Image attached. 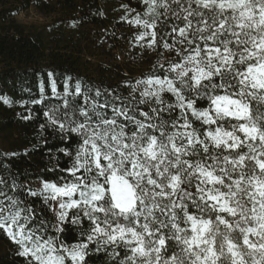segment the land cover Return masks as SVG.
Masks as SVG:
<instances>
[{
	"label": "snow or ice",
	"instance_id": "obj_1",
	"mask_svg": "<svg viewBox=\"0 0 264 264\" xmlns=\"http://www.w3.org/2000/svg\"><path fill=\"white\" fill-rule=\"evenodd\" d=\"M138 2L121 20L165 59L127 95L52 83L41 128L75 143L55 182L0 177V233L23 264H264V0Z\"/></svg>",
	"mask_w": 264,
	"mask_h": 264
},
{
	"label": "trees",
	"instance_id": "obj_2",
	"mask_svg": "<svg viewBox=\"0 0 264 264\" xmlns=\"http://www.w3.org/2000/svg\"><path fill=\"white\" fill-rule=\"evenodd\" d=\"M133 7L138 12L143 10L138 0ZM31 8L44 16L55 15L59 24L40 30L19 24L17 16ZM105 27L107 23L98 0H0V96L12 101L11 104L0 101V177H19L18 183L33 190L37 189L36 183L45 178L53 182L60 178L58 169L48 171L55 163L52 154L59 156L61 165L66 166L63 154L56 150L74 144L75 138L62 141L58 130L41 128L48 123L44 112L62 103L52 93L53 82L61 93L65 79L71 77L69 84L73 87L80 80L93 90L107 88L127 95L124 82H134L152 68L139 77H134L132 72L125 76L118 67L119 72L107 66L93 69L85 59L84 40L88 30ZM122 29L126 31L128 27ZM143 48L146 47L137 44L131 52L137 54ZM151 51L156 58L154 64L158 60L163 62V56L158 57ZM119 52H123V48ZM49 73L53 76L49 77ZM33 100H41V103H32ZM21 195L25 193L22 191ZM28 199L38 211L43 207L37 198ZM73 227L69 225L64 234L68 240L75 238ZM106 259L105 253H95L89 264H106ZM0 264H23L22 258L16 255V245L2 233Z\"/></svg>",
	"mask_w": 264,
	"mask_h": 264
},
{
	"label": "rangeland",
	"instance_id": "obj_3",
	"mask_svg": "<svg viewBox=\"0 0 264 264\" xmlns=\"http://www.w3.org/2000/svg\"><path fill=\"white\" fill-rule=\"evenodd\" d=\"M98 1L107 27L87 31V38L84 40V48L87 54L86 61L91 63L93 69L96 66H107L115 72H119L118 68H120L125 76H128V72H132L134 77H139L142 72L147 71L149 67L154 65L156 58L151 49L148 48H143L137 54L131 52V48L137 45L135 36L141 29L135 25H130L125 20H121V17L125 15V9L121 5L127 4L130 8H134L133 6L137 0ZM133 15L135 13L129 14V19ZM16 21L33 30H40L50 25L56 27L59 24V20L55 15L44 16L33 8L19 14ZM122 21H125V25L121 24ZM124 27H128V29L125 31L122 29ZM122 48L123 52H119ZM9 139L8 137L7 143ZM1 146L5 148V144ZM39 185L40 182H37L36 188Z\"/></svg>",
	"mask_w": 264,
	"mask_h": 264
}]
</instances>
